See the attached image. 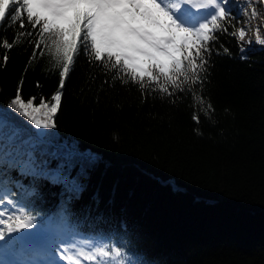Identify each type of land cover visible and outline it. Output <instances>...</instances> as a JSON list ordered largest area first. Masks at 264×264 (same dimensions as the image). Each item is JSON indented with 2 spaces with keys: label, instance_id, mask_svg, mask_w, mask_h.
Listing matches in <instances>:
<instances>
[{
  "label": "trees",
  "instance_id": "obj_1",
  "mask_svg": "<svg viewBox=\"0 0 264 264\" xmlns=\"http://www.w3.org/2000/svg\"><path fill=\"white\" fill-rule=\"evenodd\" d=\"M226 10L202 84L183 92L163 76L133 80L122 62L96 61L81 47L55 127L40 140L11 101L19 90L25 102L51 103L62 62L40 24L20 29L11 13L0 23V111L23 125L0 127V212L9 222L32 217L51 242L25 251L15 232L10 251L45 258L60 238L104 237L129 264H264V47H244L235 37L241 16ZM5 39H15L11 49ZM44 111L34 114L41 123Z\"/></svg>",
  "mask_w": 264,
  "mask_h": 264
},
{
  "label": "snow or ice",
  "instance_id": "obj_2",
  "mask_svg": "<svg viewBox=\"0 0 264 264\" xmlns=\"http://www.w3.org/2000/svg\"><path fill=\"white\" fill-rule=\"evenodd\" d=\"M181 3L191 5L193 0H181ZM200 7L212 9L210 21L206 18L198 25H186L180 3L169 11L158 0H0V23L11 13L12 23H18L20 29H34L40 24L53 37L55 54L62 62L58 90L52 95L51 103L43 97L39 98L38 106L34 104L35 97L25 102L17 90L10 106L18 105L22 115L30 118L36 128L55 127L54 115L62 99V89L81 47L86 54H94L96 61L106 57L109 61L114 58L117 65L122 62L133 73V80L135 73L141 77L147 74L151 79L163 76L166 83L180 92L185 91L183 85L188 82L202 84L200 74L208 63L205 54L212 51L209 42L215 39L216 31H227L218 21L231 16L221 0H202ZM244 31L240 29L241 38ZM3 43L11 49L15 39L11 44L6 39ZM7 59L5 55V63ZM160 90L173 94L167 88ZM42 109L47 114L44 123L34 115ZM211 111L209 104L205 114ZM193 119L199 123L198 116ZM3 215L0 212V217ZM10 219L11 222L0 218V225L6 229H0V241L7 234L34 227L30 216L13 215ZM59 256L65 264H129L124 250L104 237L65 245Z\"/></svg>",
  "mask_w": 264,
  "mask_h": 264
},
{
  "label": "rangeland",
  "instance_id": "obj_3",
  "mask_svg": "<svg viewBox=\"0 0 264 264\" xmlns=\"http://www.w3.org/2000/svg\"><path fill=\"white\" fill-rule=\"evenodd\" d=\"M158 2L161 3L162 7L168 9L169 11L172 10L173 5L180 3L181 4V0H158ZM225 3L228 4V6L230 7H234L236 8V11L238 12V14L241 16L240 20L238 22V26H240V24H242L241 29H244V35L242 37L243 40H251V43L248 45V47H259V48H263L264 47V29H262L263 27V23H264V18L263 14L261 13V8L259 6V4L257 2H252V3H246L245 0H224ZM202 3V0H193V4L191 5L189 8V11L195 10L198 14H199V18L197 19L196 22H203L206 18H210V13L212 11V9H203L200 7V4ZM222 3V0H221ZM223 4V3H222ZM254 10V11H253ZM179 14V13H178ZM188 15V12L187 14ZM186 18V16H185ZM262 24V26H261ZM187 25V24H186ZM189 25H193V24H189ZM238 38V40L242 43V45L244 44L243 40ZM0 127L1 126H5L7 124H10L12 126H16L14 125L11 121L14 120L16 123H18L20 120H18V118L16 117V115H13L11 113H7L5 111H0ZM44 115L47 117L46 114V109L44 111ZM23 124H26V122H23ZM29 126L36 132V137L38 140L39 137L38 136H43L45 134V128L41 127V128H36L35 124H30ZM20 127H23V125L18 124V126H16V130L17 131H22V129ZM63 155H65L64 152H62ZM2 218V217H0ZM35 233L38 237V249L40 250H47L49 251V246L51 245V242L49 241L47 244V238H46V234L43 230H35L34 228L31 229H23L21 230L18 235L16 236V238H20L27 233ZM52 240V238H51ZM83 240H79L77 238H73V237H65L64 239L59 240L60 245L52 250V254L48 255L45 258H39L40 261H34L36 259H32L29 260L28 264H65L64 261H62L60 259L59 253L62 251V249L64 248L65 245L68 246H72L73 244L82 242ZM53 242V240H52ZM0 244L2 245L0 252H5L6 251V247L8 245V243L3 240L0 241ZM22 250L25 251H30V249H25L23 246H21ZM17 253V252H16ZM15 254V253H14ZM18 254L23 255V253H20V251L18 252ZM83 264H87V262H83Z\"/></svg>",
  "mask_w": 264,
  "mask_h": 264
},
{
  "label": "bare ground",
  "instance_id": "obj_4",
  "mask_svg": "<svg viewBox=\"0 0 264 264\" xmlns=\"http://www.w3.org/2000/svg\"><path fill=\"white\" fill-rule=\"evenodd\" d=\"M252 2H257L261 8V13L263 14V17L262 19L264 18V0H252ZM191 5H194L193 3ZM191 5H185L183 3H181V9H182V12H183V19L185 20V22H188V23H196L197 19L199 18V14H196L194 17L192 18H185L187 12H189V8ZM191 14V12H190ZM262 26V24H261ZM242 27V24H240V26L237 27V30H236V33H235V36L237 38H241L240 36V29ZM243 40V39H242ZM252 39L251 40H243L244 42V45L245 46H248L250 43H251ZM6 264H13L12 260H10L8 263Z\"/></svg>",
  "mask_w": 264,
  "mask_h": 264
}]
</instances>
